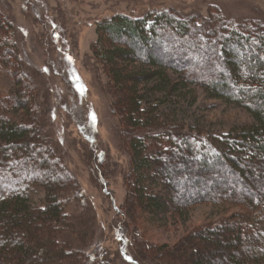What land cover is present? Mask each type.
<instances>
[{
    "label": "trees",
    "instance_id": "1",
    "mask_svg": "<svg viewBox=\"0 0 264 264\" xmlns=\"http://www.w3.org/2000/svg\"><path fill=\"white\" fill-rule=\"evenodd\" d=\"M210 13H116L96 24L91 49L123 110L131 155L121 237L144 264H264V25L233 23L217 7ZM14 32L13 21L0 18V76L13 84L0 93V264H115L104 248H81L76 213L85 197L45 130L38 86ZM217 60L214 77L208 69ZM158 81L173 90L200 87L246 110L254 124L221 139L157 124L144 116L140 91ZM208 202L229 214L176 242L150 240V228L183 224L193 206Z\"/></svg>",
    "mask_w": 264,
    "mask_h": 264
},
{
    "label": "rangeland",
    "instance_id": "2",
    "mask_svg": "<svg viewBox=\"0 0 264 264\" xmlns=\"http://www.w3.org/2000/svg\"><path fill=\"white\" fill-rule=\"evenodd\" d=\"M214 7L233 23L251 20L252 27L264 25V0H0V18L6 15L13 21L24 67L38 86L45 130L82 188L86 211L76 214L82 221L85 254L104 248L115 264H134L131 254L138 264L146 263L138 260L131 239L121 237L131 155L128 131L121 133L126 126L123 110L114 103L107 75L91 49L97 40L96 24L116 13L143 17L168 8L205 18ZM219 68L217 60L208 71L215 77ZM168 75L173 83L179 81L176 74ZM12 88L11 80L0 76V93L8 94ZM140 93L144 116L157 124L200 131L204 138L221 139L237 127L254 124L246 110L211 99L200 87L173 90L158 81ZM224 210L209 202L195 205L183 224L150 228V240L176 242L195 227L228 215ZM69 238L78 243L76 236Z\"/></svg>",
    "mask_w": 264,
    "mask_h": 264
}]
</instances>
